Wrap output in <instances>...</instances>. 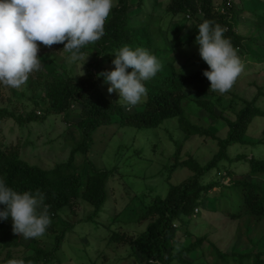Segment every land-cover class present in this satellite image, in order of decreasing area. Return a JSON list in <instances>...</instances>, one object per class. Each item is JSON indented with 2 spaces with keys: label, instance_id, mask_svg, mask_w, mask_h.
<instances>
[{
  "label": "trees",
  "instance_id": "16d2710c",
  "mask_svg": "<svg viewBox=\"0 0 264 264\" xmlns=\"http://www.w3.org/2000/svg\"><path fill=\"white\" fill-rule=\"evenodd\" d=\"M142 1L116 0L104 23V34L91 47L85 45L80 52L86 54L92 50L98 58L105 59L107 51L118 50L124 45L149 49L156 41L154 37L166 34L167 25L179 17L176 22L182 23L180 25L184 27L189 26L187 39L181 46L195 56L198 54V45L194 43L197 25L207 19L224 29L223 35L231 41L241 64L247 65L244 62L248 60V65L242 66L241 74H247V69L254 64H263L260 69L264 67V16L260 12L246 11L241 5V0H220L217 7L213 6L212 0H170L164 9L165 17L159 22L156 30H152L147 22H140L138 25L130 23L133 18L129 12L141 7ZM246 13L248 15H245ZM240 25H245V36L237 32ZM165 40L162 38V42ZM251 48L254 54L249 52ZM164 49L172 51L171 46L165 45ZM161 56L169 54L163 53ZM195 65L197 67L176 68L171 59L165 61L150 79L149 86L145 87L146 95L141 104L129 108L122 106L121 101L117 99L111 101L107 98L98 88L97 78L89 70L81 80L66 76L64 78L58 74L47 76L43 79L45 89L40 90L39 95L46 106L39 109L42 110V118H45L49 115L66 114L74 104L79 106L80 120L77 128L81 141L73 148L70 156L77 152L86 155L92 145L91 135L97 129L112 123L137 129H151L159 127L166 120H175L186 138L196 135L210 137L217 144L210 160L204 164H199L194 159L182 162L180 165L189 169L192 176L180 184L171 185L164 198H149L146 203L144 198L147 195L141 193L139 197L137 195L130 199L129 207H125L124 213L137 215H131L132 218L137 217L134 219L137 222L148 219L145 229L135 236L111 232L109 240L127 244L130 254L138 264H194L205 252L213 254V264H264V250H254L255 253L233 251L225 254L209 241L206 235L196 238L193 242L187 241L185 247H180V242L176 240L178 229L197 216L204 202L202 200L213 189L218 188L219 196L224 198V201H228L230 194L235 195L233 201L235 198L240 201L235 212L232 200L228 204L229 208L221 206L219 209L225 212L229 219L239 221L238 233L248 238V232L253 230L255 238L251 241H254V244H259L264 235V128L260 131V138L252 140L249 136L252 123L264 119L263 109L257 104L258 97L264 96L262 89L258 88L257 97L254 99L241 100L243 106L237 111L231 107H221L219 117L224 120L226 131L224 137H217L207 128L191 123L185 116L184 108L191 102L210 112L211 102L218 104L221 100V96L217 97L216 92L208 91L209 82L202 75L207 65L200 58ZM240 76L239 74L237 79ZM194 97H199V100H192ZM27 117L0 106V122L12 120L15 123H25L30 120H42L33 113ZM11 145L0 138V179L17 192L39 191L44 197L43 205L47 206L51 221L46 231L57 235L53 237L52 248L41 249L36 247V243L22 246L11 230V220L0 221V264H8L12 259H22L24 264H53L58 262L55 251L60 239L68 227L72 228V225L68 226L60 219L63 211L69 209L71 213L76 214V210L86 203L92 209L88 220L94 222L93 217H98L106 201V181L109 175L116 171V167L98 170L90 163L88 167L85 166V162H88L85 159L81 170L69 171V158L68 162L45 170L21 160L19 146ZM237 148L243 152L231 157L229 152H235ZM258 150L263 151V155L253 153ZM246 151L250 153L246 154ZM236 163L245 171L240 173L238 180L233 179L230 185L223 184L224 179L234 177L235 172L231 167ZM172 170L174 167L166 171ZM214 171L215 176L206 182V176ZM137 198L140 199L136 201ZM195 210L197 212H194ZM205 243L207 246L204 248ZM27 250H32V253L25 255Z\"/></svg>",
  "mask_w": 264,
  "mask_h": 264
},
{
  "label": "rangeland",
  "instance_id": "374dc122",
  "mask_svg": "<svg viewBox=\"0 0 264 264\" xmlns=\"http://www.w3.org/2000/svg\"><path fill=\"white\" fill-rule=\"evenodd\" d=\"M212 2L213 6L217 7L221 1L212 0ZM167 3H170V0H143L141 7L129 12L133 18L130 23L138 25L140 22H147L150 23L152 30H156L159 22L165 17L164 9ZM241 5L248 12H260L264 16V0H241ZM178 18L176 17L172 24L167 25L166 34L153 36L156 41L151 48L145 50L155 55L160 65L171 59L176 68L181 66L183 68L197 67L195 63L200 58L199 55L193 56L191 52H186L185 47L181 46V43L187 39L189 26L180 25L182 23L176 22ZM237 32L245 36L247 34L245 25H240ZM162 38L166 39L165 42H162ZM37 44L39 46L37 55L41 61L40 71L29 74L28 80L19 88L0 85V106L26 118L30 113H33L42 120H30L25 123H15L12 120L1 121L0 138L3 142L12 144L11 146L16 144L19 146L21 160L45 170H50L57 164L69 161V158L71 161L69 171L81 170L84 167L85 159L88 160L85 162V166L88 167L90 163L98 170H109L116 167V171L109 175L106 181V201L99 211L98 217H93L94 222L88 220L92 209L86 203L76 210V214L71 213L69 209L63 211V216H60V219L66 225H72V228L68 227L60 239L55 251L58 262H53V264H138L130 254L127 244L109 240L111 232L135 236L142 232L149 222L148 219L137 222L134 220L137 217L132 218L137 215L131 214V216L129 212L124 213L125 207H129L130 199L137 195L139 197L141 193L147 195L144 198L145 202L153 197L164 198L171 185L180 184L192 176V172L180 164L189 159L204 164L210 160L217 144L208 136L196 135L186 138L175 120H166L159 127L151 129H137L112 123L97 129L91 135L92 145L86 155L77 152L70 156L73 148L81 141V135L77 128V123L80 120V108L74 104L71 111L66 114L49 115L42 118V110L39 108L46 106L39 96L40 90L45 89L43 79L58 74L64 78L66 76L74 80H81L86 77L89 70L97 78V86L102 93L111 101L116 99L120 101L115 92H107V84L103 83L102 77L97 76V73L111 70L114 67L111 60L114 58L112 54L116 50L107 51L105 59L98 58L92 53V50L90 53H81L83 56H88L82 66L83 75H80V65L83 60L70 62L67 59L69 54L63 51L62 44H54L50 47L40 45L39 42ZM165 45L171 46L172 51H166ZM262 45L264 47V42ZM88 46L91 47L92 44ZM249 52L254 54L252 48L249 49ZM163 53L169 54V56H161ZM244 64L248 65V60ZM247 65L242 66L246 67ZM260 65L263 66V64L250 66L247 69V74L240 73L241 76L235 79L227 92L216 93L217 97L221 96V100L218 104L211 102L210 112L204 111L191 102L184 108L185 116L191 123L207 128L217 137H224L226 128L224 120L219 117L221 107H231L237 111L243 106L241 100L250 101L257 97L258 88H261L264 94V67L260 69ZM149 81L150 79L143 82L144 87L149 86ZM143 99L144 97L141 101ZM195 99L199 100V97H194L192 100ZM141 101L136 106H139ZM257 104L264 112V96L258 97ZM263 128L264 119L254 121L249 130L250 138L252 140L260 138V131ZM242 152L237 148L235 152H229V155L233 157ZM245 153L249 154L250 151ZM253 153L263 155V151L259 150L253 151ZM176 156L177 158H175ZM173 167L174 170L166 171ZM231 169L235 172L234 177L224 179L223 184L230 185L233 179L238 180L240 173L244 170L239 163L233 164ZM214 173L215 171L206 176L205 181L209 182L215 176ZM219 195L220 189H213L202 200L204 202L200 206L197 216L186 223V226L178 229L176 240L180 242L179 246L185 247L187 241L193 242L196 238L206 235L209 241L225 254H230L233 251L255 253L254 250H264V235L259 244H254L255 242L251 241L255 238L253 230L250 229L248 238H245L238 233L239 221L229 219L225 212L219 210L221 206L229 208L228 204L231 203L235 195L230 194L227 197V202ZM139 199L137 198L136 201ZM232 203L235 212L240 201L235 198ZM134 206H136L135 203ZM56 235L57 233L45 231L42 236L37 238L25 239L21 235H16V238L19 239L22 246L36 243V247L46 249L54 246L53 237ZM206 244L203 245L204 248L207 246ZM31 251L27 250L25 255H30ZM213 258L212 253L205 252L203 257L194 264H213ZM189 259L191 260V258Z\"/></svg>",
  "mask_w": 264,
  "mask_h": 264
},
{
  "label": "clouds",
  "instance_id": "9594fccd",
  "mask_svg": "<svg viewBox=\"0 0 264 264\" xmlns=\"http://www.w3.org/2000/svg\"><path fill=\"white\" fill-rule=\"evenodd\" d=\"M116 0H0V85L19 88L34 71L40 70L39 46L62 44L71 61L86 57L80 52L104 34V23ZM224 29L205 19L197 25L194 43L207 65L202 75L209 82L208 91L223 94L242 71L241 62ZM111 70L97 73L115 92L122 106L129 108L146 95L143 82L160 69L157 57L140 47H120L113 54ZM43 195L17 192L0 179V221L11 220V230L25 239L42 236L51 223ZM43 205V207H42ZM194 212H197L195 210ZM152 260L150 261V263ZM8 264H24L12 259Z\"/></svg>",
  "mask_w": 264,
  "mask_h": 264
},
{
  "label": "built area",
  "instance_id": "2783aa9c",
  "mask_svg": "<svg viewBox=\"0 0 264 264\" xmlns=\"http://www.w3.org/2000/svg\"><path fill=\"white\" fill-rule=\"evenodd\" d=\"M39 114V112H37Z\"/></svg>",
  "mask_w": 264,
  "mask_h": 264
}]
</instances>
